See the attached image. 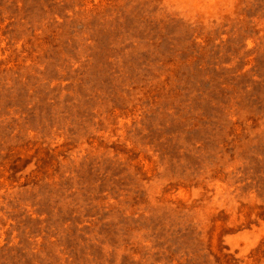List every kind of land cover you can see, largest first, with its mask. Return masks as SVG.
I'll use <instances>...</instances> for the list:
<instances>
[{
	"label": "rangeland",
	"instance_id": "1",
	"mask_svg": "<svg viewBox=\"0 0 264 264\" xmlns=\"http://www.w3.org/2000/svg\"><path fill=\"white\" fill-rule=\"evenodd\" d=\"M0 264H264V0H0Z\"/></svg>",
	"mask_w": 264,
	"mask_h": 264
}]
</instances>
